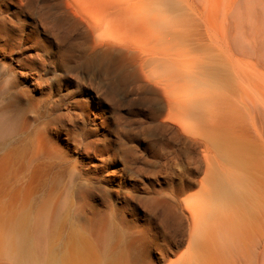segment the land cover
<instances>
[{
  "label": "rangeland",
  "instance_id": "374dc122",
  "mask_svg": "<svg viewBox=\"0 0 264 264\" xmlns=\"http://www.w3.org/2000/svg\"><path fill=\"white\" fill-rule=\"evenodd\" d=\"M59 262L264 264V0H0V264Z\"/></svg>",
  "mask_w": 264,
  "mask_h": 264
},
{
  "label": "bare ground",
  "instance_id": "6f19581e",
  "mask_svg": "<svg viewBox=\"0 0 264 264\" xmlns=\"http://www.w3.org/2000/svg\"><path fill=\"white\" fill-rule=\"evenodd\" d=\"M241 33H242V32H241ZM251 115H252V114H251ZM50 261H51V260H49V263H50ZM52 261H53V260H52ZM53 262H56V260H55V261H53ZM49 263H48V264H49ZM59 263H60V262H59ZM59 263H58V264H59ZM52 264H53V263H52ZM60 264H61V263H60Z\"/></svg>",
  "mask_w": 264,
  "mask_h": 264
}]
</instances>
